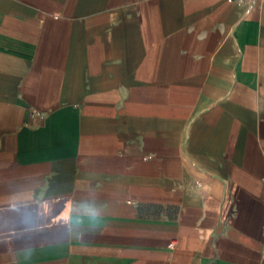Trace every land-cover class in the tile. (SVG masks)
Here are the masks:
<instances>
[{"label":"crops","instance_id":"1","mask_svg":"<svg viewBox=\"0 0 264 264\" xmlns=\"http://www.w3.org/2000/svg\"><path fill=\"white\" fill-rule=\"evenodd\" d=\"M0 264H264V0H0Z\"/></svg>","mask_w":264,"mask_h":264},{"label":"clouds","instance_id":"2","mask_svg":"<svg viewBox=\"0 0 264 264\" xmlns=\"http://www.w3.org/2000/svg\"><path fill=\"white\" fill-rule=\"evenodd\" d=\"M11 209L17 210V205L13 204ZM101 211V208L95 202H82L74 205L72 202L66 201L64 207L57 214V217L60 221L67 224L73 221V216L75 215V222L78 225L87 221L89 224L95 226L101 220Z\"/></svg>","mask_w":264,"mask_h":264},{"label":"built area","instance_id":"3","mask_svg":"<svg viewBox=\"0 0 264 264\" xmlns=\"http://www.w3.org/2000/svg\"><path fill=\"white\" fill-rule=\"evenodd\" d=\"M231 1L238 2V3L242 4L246 8V10H249L257 2L262 1V0H231ZM58 15H59V13L53 14V16H58Z\"/></svg>","mask_w":264,"mask_h":264}]
</instances>
